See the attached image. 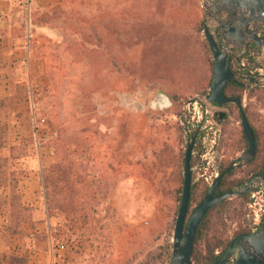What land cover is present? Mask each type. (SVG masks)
I'll list each match as a JSON object with an SVG mask.
<instances>
[{
  "label": "rangeland",
  "instance_id": "obj_1",
  "mask_svg": "<svg viewBox=\"0 0 264 264\" xmlns=\"http://www.w3.org/2000/svg\"><path fill=\"white\" fill-rule=\"evenodd\" d=\"M203 8V0H0V100L9 145L34 139L18 164V191L26 207L38 209L17 232L0 233V264H168L180 157L192 131L183 113L210 93L213 77ZM159 91L172 98L170 108L152 107ZM242 103L262 165L264 85L245 89ZM228 112L219 168L247 150L239 111ZM59 130L70 153L79 143L86 199L109 195L116 221L100 212L93 227L76 226L46 215L42 172L56 161V145L46 143ZM242 171L231 181L243 179ZM238 198L222 218L213 212L209 240L231 239L246 220L253 223L250 197L246 205ZM7 224L0 216V226Z\"/></svg>",
  "mask_w": 264,
  "mask_h": 264
},
{
  "label": "trees",
  "instance_id": "obj_2",
  "mask_svg": "<svg viewBox=\"0 0 264 264\" xmlns=\"http://www.w3.org/2000/svg\"><path fill=\"white\" fill-rule=\"evenodd\" d=\"M211 70L214 68V61L210 59L209 61ZM211 86V84H210ZM245 88L238 84H228L225 89V95L230 98H236L242 101V95ZM209 93V92H208ZM175 101L178 97H174ZM5 108V102L0 100V216H6L8 219V224L4 227L0 226V233H7L8 231L17 232L22 224L28 223L30 216L38 212L36 208H28L24 205L20 193L18 191V186L20 180L24 177V172L19 167L18 164L21 163L28 155V146L34 142V139L24 138L19 144L9 145V125L3 116ZM229 110L239 111L237 106L230 104L226 105ZM248 117L247 109H244ZM240 114V112H239ZM241 117V115H240ZM229 118V117H228ZM227 118V119H228ZM225 123V122H224ZM251 125V122L249 120ZM253 128V126L251 125ZM256 138V155L254 159L249 163L247 170L248 174L258 175L264 170V163L262 165H257V156L259 154V138H257V133L253 128ZM244 134V133H243ZM245 137V136H244ZM243 137V138H244ZM246 139V138H245ZM56 145V161L47 169L42 172V186L44 189V205L45 211L48 218L53 216L62 217V220L67 222H73L74 225L78 226L80 221H86L91 227L97 222L100 212L104 213L111 220L116 221V215L110 204V196L106 195L104 200H98L93 197L92 201L86 199V185L85 179V166H83V160L81 158L80 151L77 147L72 153L69 152L67 148V138L65 136V131L59 130L56 137H50L46 144ZM190 142L188 141V144ZM246 149H248V142L246 140ZM5 151H7L5 153ZM184 161L185 156L180 157V171L184 172ZM194 165V159L192 158V166ZM230 165L226 164L220 168V173L222 174ZM243 170L238 169L236 171ZM236 171L229 172L223 177L221 183L216 191V194H222L228 191L241 188L247 181L248 177L239 180L231 181V177ZM242 171V173L244 172ZM95 174V173H94ZM96 176L92 177V188L96 186ZM183 184L184 177H182V185L179 189V201L181 203L183 195ZM113 187L110 184L106 185V190L109 187ZM209 187L200 183H193L189 204V215L194 211V209L204 200L209 192ZM91 193L95 195L92 190ZM250 195L241 196L238 199L246 205L249 201ZM228 200L214 206L205 218L200 223L196 239H195V249L193 253V263L194 264H215L217 259L222 253H224L230 242L236 236L243 233L253 232L254 228L252 222L246 220V226L237 233H234L233 238L227 240H215L208 239L209 232L211 231V215L213 212L217 211L221 214V218L227 212ZM180 205L178 207L177 213L179 212ZM245 214V213H244ZM244 216V215H243ZM90 221L88 222L87 220ZM65 227V226H64ZM66 231V227L64 228ZM41 240H46L48 236L46 234L36 235ZM167 250V263L170 264L172 258L173 243L171 241H165ZM203 245V249H198L197 246ZM16 261L15 259H13Z\"/></svg>",
  "mask_w": 264,
  "mask_h": 264
},
{
  "label": "water",
  "instance_id": "obj_3",
  "mask_svg": "<svg viewBox=\"0 0 264 264\" xmlns=\"http://www.w3.org/2000/svg\"><path fill=\"white\" fill-rule=\"evenodd\" d=\"M207 22L204 25V34L213 53L214 68L211 90L204 100L220 108L226 104H235L241 115V125L244 138L248 142V149L237 159L238 166L232 165L211 185L207 196L194 209L189 216V204L193 185L192 158L196 142V135L188 144L184 161V184L183 195L175 224L173 237V250L170 264H194L192 257L195 249L196 232L202 220L208 212L216 205L233 198L249 195L252 190L263 189L264 170L256 177L250 179L239 189L217 194L216 191L223 177L237 167L249 164L256 155V138L248 117L245 113L242 101L225 95L228 84H237L238 76L231 69L232 51L243 48V44L249 41L244 34L242 26H248L252 20L264 19V0H203ZM215 21L220 28L214 33L211 31V23ZM244 22V23H243ZM244 24V25H243ZM219 30L221 35H219ZM251 45L259 52L264 44L253 40ZM238 63L240 61L238 60ZM262 68V67H261ZM264 83V81H262ZM199 100V99H198ZM172 98L159 91L152 102V107L161 110L170 108L173 104ZM226 113L221 110L218 121L221 122ZM215 264H264V217L256 230L243 233L232 239L227 250L220 255Z\"/></svg>",
  "mask_w": 264,
  "mask_h": 264
},
{
  "label": "built area",
  "instance_id": "obj_4",
  "mask_svg": "<svg viewBox=\"0 0 264 264\" xmlns=\"http://www.w3.org/2000/svg\"><path fill=\"white\" fill-rule=\"evenodd\" d=\"M244 63L245 60L242 64ZM252 73L259 74L261 81H264V67H254ZM184 110V118L192 124L190 137L195 135L197 137V143L193 149V157L197 159V163L192 167L193 182L211 187L220 175L216 154L222 136L220 128L222 124L218 123L221 110L204 99L189 101ZM249 195V207L253 212L252 225L256 230L264 217V191L256 189Z\"/></svg>",
  "mask_w": 264,
  "mask_h": 264
},
{
  "label": "flooded vegetation",
  "instance_id": "obj_5",
  "mask_svg": "<svg viewBox=\"0 0 264 264\" xmlns=\"http://www.w3.org/2000/svg\"><path fill=\"white\" fill-rule=\"evenodd\" d=\"M219 28H220V25H218L215 21H213L211 23L210 29L212 32L215 33ZM242 29L244 31V34L247 36V39H248L250 44L248 45L247 42L244 43L243 48H241L239 50L237 48H234V50L232 51L231 69H232V72H234V74H237V76H238V83L237 84L244 87L245 89H250L251 87H254V86L264 85V83L261 81V78L260 79L257 78L260 75L252 73V69L255 66H257V64L260 65V67H264V47L259 52H256L254 50V46L251 45L253 43V41L251 39L258 40L259 43L264 44V19L262 18V20H260V21L259 20H252L247 27L242 26ZM219 35H221L220 30H219ZM238 60L240 61V63H238ZM243 60H245L244 64H242ZM226 105H230V104H226ZM226 105H224V107H222V108H220L216 105H213V106L217 107L218 109H220L226 113L225 118L221 122L218 121V123L220 125L223 124L229 116V112H228V109L226 108ZM233 105H235V104H233ZM192 137L193 136L190 137L189 142L192 139ZM196 143H197V139H196L195 145H196ZM194 148H195V146H194ZM245 152H243V154ZM240 157H237L236 159H234V161L230 163V167L232 165L238 166V164L240 162H236V161ZM248 165L249 164H247L244 167H237V168L231 169L230 172L236 171L238 169L247 168ZM230 167H228V168L230 169ZM242 174L244 175V178L248 177V181L257 176L255 174H250L246 177V175L248 174L247 171H244Z\"/></svg>",
  "mask_w": 264,
  "mask_h": 264
},
{
  "label": "crops",
  "instance_id": "obj_6",
  "mask_svg": "<svg viewBox=\"0 0 264 264\" xmlns=\"http://www.w3.org/2000/svg\"><path fill=\"white\" fill-rule=\"evenodd\" d=\"M5 1V4H7L8 3V0H4ZM49 1V0H48ZM7 6V5H6Z\"/></svg>",
  "mask_w": 264,
  "mask_h": 264
}]
</instances>
